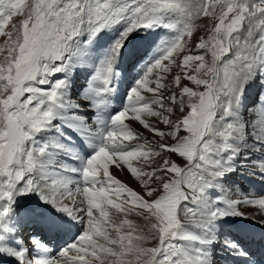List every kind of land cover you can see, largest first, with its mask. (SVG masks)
Returning <instances> with one entry per match:
<instances>
[{"label":"snow or ice","instance_id":"obj_1","mask_svg":"<svg viewBox=\"0 0 264 264\" xmlns=\"http://www.w3.org/2000/svg\"><path fill=\"white\" fill-rule=\"evenodd\" d=\"M14 17L21 19L10 23ZM202 17L210 19L211 27L203 25L209 38L196 47L211 44L210 65L188 54ZM156 29L164 35L112 114L127 45L134 34ZM112 30L116 38L74 97L71 73L89 65L92 43ZM0 36L6 38L0 46V258L214 264L217 222L250 219L242 205L264 214V197L237 196L223 183L238 167L264 176V91L250 107L251 119L243 115L248 87L264 86V0H0ZM173 66L180 72L172 75ZM202 70L210 79L199 78ZM177 112L183 115L172 119ZM112 167L126 169L144 194L116 178ZM31 193L81 225L75 242L56 254L35 238L30 245L8 243L14 229L3 222L14 215L17 198ZM133 212L147 222L148 234L127 218L113 219ZM25 219L51 232L67 226L39 206ZM152 241L156 246H145ZM224 245L247 257L238 244Z\"/></svg>","mask_w":264,"mask_h":264},{"label":"rangeland","instance_id":"obj_2","mask_svg":"<svg viewBox=\"0 0 264 264\" xmlns=\"http://www.w3.org/2000/svg\"><path fill=\"white\" fill-rule=\"evenodd\" d=\"M20 19H21V17H14L13 20L10 23H17ZM206 23L209 24V26L211 27L210 19L209 18H203L202 17L200 20L197 21V24L199 25V27L197 28V30L195 31L193 37L190 40L188 54H192V55H202V56H204L205 63L210 65L212 63V60H213L212 52L210 50L211 49V44H209V46L207 48H197L196 47V45L200 42V38L201 37H203L205 40H208V38H209V31L206 30L203 27V25L206 24ZM155 31L158 32V36L159 37L157 38V40L155 39L153 42H151L150 41L151 39L148 38V33H146V31L143 32V33L141 32L140 34L139 33H136V34H139L140 38L141 37L145 38V41L144 42L150 48L155 49L157 47V45L159 44V41H160L161 36L164 35V32L162 30L156 29ZM107 32H111V31H107ZM136 34H134V36H136ZM133 37L131 38V42L134 40ZM97 38L101 39L100 36L97 37ZM106 38H107V40L102 39L103 40L102 43L104 44V46H103L104 49L106 47H109L110 46L109 43H110V41H112L115 38V36L110 33ZM153 38H154V36L152 35V39ZM5 39H6L5 37L0 36V46H3L4 45ZM92 47H93V49H92ZM94 47H97V46L96 45H93V43H92V46H91V56H90V63H89V65L87 67H80V68L76 69L74 72L71 73V80H73V77L75 75L77 77L78 74H76V72L78 70H81V69L82 70H85V72H84L85 74L82 73V75L84 77H82L80 79V81L78 79L80 76H78L77 79H76V77L74 78V80H73V86L74 85L75 86L73 88L71 87L72 89H75V90L78 89L80 92L85 89V87L82 86V85H83V83H86V79L89 78V77H87L88 76L87 75V72H88V74L93 72L94 66L92 67V64H93L94 61H96V59L98 58V55L100 54L99 53V50H97V49H95V52H94ZM133 52H135V51H129V50L128 51H125L123 53L122 58H121V59H124L125 58L124 61H126V68H125V63L124 62H122V67H124V73H127V75L129 76V78L131 77V74L134 75L133 70H134L135 65L137 64V61H138L136 59H139V57H135V55L133 54ZM0 59H2V55H0ZM94 64H95V62H94ZM179 72H180V70L177 69V68H175V66H173V73H172V75H175V74H177ZM123 75H126V74H123ZM169 78H171V77H169ZM199 78H202V79H210V76L205 75L204 72H203V70H202L201 73L199 74ZM190 86H192L193 88H195L194 85H190ZM86 87H87V85H86ZM199 90H203V88H201ZM262 91H264V86H261L258 83H255L254 86H252V88L250 90H247L246 91V99L244 101V103L246 102L245 103V109L246 110L251 111V108L250 107L253 106L257 102V100L259 98V95H260V93ZM73 96L76 97V94L73 93ZM249 98H252V99L249 102H247V100ZM245 109L243 110L244 119L245 120H248L249 117H251V113H249V114L246 113L245 114L244 113L245 112ZM185 111H187V109H185ZM182 115H183V113L177 112L175 115L172 116V119L175 120L177 118V116H182ZM152 122L153 123H156L155 120H153ZM131 125H132L133 128H134V125L135 126H140L135 121H131ZM158 126L161 127V128H164L165 127L163 124H158ZM135 130L137 132H140L143 136L148 137L149 139H154V137L152 136V134L149 133L147 130L143 129L142 126H140L138 129H135ZM149 147H151V145H149ZM173 158H175V157H173ZM160 159H161L160 157H155V160H157V161H159ZM136 164H137V162H135L134 166ZM153 166H155V165H153ZM238 170H240V173H244V174L245 173H248V170H245L244 168L238 167ZM240 173L239 174L231 173L228 176H226V178L223 181L225 187H227V188L229 187L228 189L231 190V188H235L236 185L242 183V180H241V178L239 176ZM256 176L257 175H255L254 177H256ZM227 177H230V180L227 179ZM131 182H133L135 184V185L133 184V188L137 192H139L141 195H143L144 194V190L139 185V183L136 180H134L133 178H131ZM254 184L257 187H259L258 188V191H257L259 193H256V195H259V196L264 197V176H261V178H257L256 181L254 182ZM153 186H155V184H153ZM231 193L235 194V192H232V191H231ZM214 195H216V194L214 193ZM121 202H123V201H121ZM38 206L39 207L41 206V207H46V208L53 209L50 205H48V206L42 205V202L40 201V197L36 193H31L28 196H23V197H18L17 198L16 203L13 206L14 207V214L19 212L18 213V215H19L22 211L29 212L31 209H35ZM128 206L130 207V205H128ZM59 214H61V216H64L62 213H59ZM64 217L67 218V216H64ZM238 217L239 216H236V217L229 216V217H225L222 220V222H220V221L218 222V223H220V225L218 227V233H217L218 242L213 246V257H212L213 258V261L217 260L218 262H220V264H225L227 262V260L230 261V259L235 256V255L232 254V252L228 251L225 248L224 242L226 240H229L225 236V232L229 233V235L232 236L233 238L234 237H238V236L236 234H234L233 232H230L228 230H231V231H234V232H236L238 234H241V236H242L243 239L238 237V238H235L233 241H235L234 243H236V244H237V242L241 243V244H238V245L240 246L241 249H243L246 252H249L250 250H255L254 244H258L259 243V239H257V241H254L253 243L250 241V239H248L249 242L247 241V238H248L249 235L255 234V237H256V233H254V231L252 229V228H255V226L253 224L250 225V223H249V225H247L245 227H236V228H238V230H235V227L231 226L230 223L226 221V220H228L230 222L232 220L235 221V219L238 218ZM124 218H127V219L131 220L135 226H138L139 229L144 230V234H148L147 233V222L144 220V218L142 216H138V215L135 214V212H133L132 214L127 215L126 217H125V215L123 213H121V214L113 217V219H115L117 222H119L120 220H122ZM231 218H234V219H231ZM239 218H241V217H239ZM181 219H184L183 216H181ZM236 220H239V219H236ZM248 221L254 222L255 220L251 221V220L248 219ZM185 223H188V221L185 220ZM78 227H80L78 229L79 235H80L81 225L79 224ZM220 229L224 230L225 232L222 231L220 233ZM125 230H127V229H125ZM219 233L220 234L223 233L224 236L221 237V235ZM113 235H115V233H113ZM221 238H222V240L219 241ZM262 239H264V235L262 236ZM229 241H231V240H229ZM156 243H157L156 241H152V242H150L149 244H147L145 246H147V247H154V246H156ZM250 245H252V246H250ZM245 258H252V257L247 256ZM258 258L259 259H262L263 262H264V253H263L262 256H259ZM232 264H235V263H232Z\"/></svg>","mask_w":264,"mask_h":264},{"label":"bare ground","instance_id":"obj_3","mask_svg":"<svg viewBox=\"0 0 264 264\" xmlns=\"http://www.w3.org/2000/svg\"><path fill=\"white\" fill-rule=\"evenodd\" d=\"M104 40H107V38L105 37L104 38ZM103 41V40H102ZM106 42V41H105ZM111 42V41H110ZM104 44L103 43H101V47L104 49ZM92 49H93V47H92ZM94 49H97V48H94ZM98 50V49H97ZM147 54V53H146ZM100 55L101 54H99L98 55V58L100 57ZM98 58H97V60H98ZM94 62H96V61H94ZM94 62H93V64H92V67L94 66ZM126 62V61H125ZM78 69V68H77ZM85 72V70H78L77 72H76V74H78L77 75V77L78 76H80L78 79H79V81H80V79L82 78V77H84L83 75H82V73L83 74H85L84 73ZM93 73V72H92ZM92 73H89L88 74V72H87V77H89L88 79H86V83H83V85L82 86H84L85 88H86V85H87V83H88V80L90 79V77H91V75H92ZM132 75V74H131ZM135 75V74H134ZM76 77V75L73 77V80H74V78ZM77 77H76V79H77ZM73 80H71V87L73 88L74 86H73ZM85 80V79H84ZM83 80V81H84ZM255 84V83H254ZM254 84H252V85H250L249 87H248V89L247 90H250L251 88H252V86H254ZM81 86V85H80ZM246 90V91H247ZM72 92L73 93H75L76 94V96H79V94L81 93V92H83V90L80 92L78 89L77 90H75V89H72ZM127 94H128V92H125V94L123 95V101H125V103H126V97H127ZM75 97V96H74ZM252 98H249L248 100H247V102H249L250 100H251ZM118 102H120V103H122V101L121 100H118ZM246 103V102H245ZM245 114L247 113V114H249V113H251V111H249V110H246L245 109V112H244ZM247 117V116H246ZM249 119H251V117H249ZM127 123H130L131 124V121H126ZM132 126V125H131ZM140 126H135L134 125V128L135 129H138ZM183 134V133H182ZM132 143H136V141H132ZM173 159H176V157L175 158H173ZM135 162L136 161H134L133 162V164H135ZM111 172H112V174L116 177V178H118V179H120L121 181H123L125 184H127L128 186H130V187H132L133 188V182H131V176H130V174L127 172V170L125 169L124 171H119V170H117V169H115V167H112L111 169ZM239 174L240 173V170H238L237 169V171L236 172H234V174ZM240 178H241V180H242V183H240V184H238V185H236V187L235 188H231V190L230 191H232V192H235V195H237V196H247V197H249V198H260V197H262V196H259V195H256V193H259V192H257L258 191V188L259 187H257L255 184H254V182L256 181V179L257 178H261V175H257L256 177H254L255 175H250L249 173H240ZM226 178V177H225ZM224 178V179H225ZM227 179H229L230 180V177H227ZM135 185V184H134ZM135 187V186H134ZM226 189H228L227 187H225ZM239 193H238V192ZM41 201V200H40ZM41 207V206H40ZM44 208H46V207H44ZM51 211V212H56V213H59V212H57L54 208L53 209H51V208H46V211ZM241 210H243V211H245L246 213H248L250 216H251V218L249 219V220H251V221H253V220H255L254 222H250V221H248V219H245V218H243V217H241V218H236V219H239V220H236L235 219V221L234 220H232L231 222L230 221H228V220H226L227 222H229L230 223V225L231 226H233V227H235V230H238V228H236V227H245V226H247V225H249V223H250V225L251 224H253L254 226H255V228H252L253 229V231H254V233H256V237H255V234H252V235H249L248 236V238H247V241L249 242V240L248 239H250V241L253 243L254 241H257V239H259V243L258 244H254V247H255V250H250L249 252H247V256H249V257H252V258H245L244 256H242V255H235L233 258H231L230 259V261L229 260H227V262L225 263V264H232V263H235V264H264V262H263V260L262 259H259L258 257L259 256H262L263 255V253H264V239H262V236L264 235V214H262L261 213V210H259L258 208H249V207H246V206H241ZM19 213V212H18ZM18 213H15L10 219H8V220H6V221H4L3 223H5L7 226H11V227H13V229H14V235L12 236V238L11 239H9V241H8V243L9 244H12L13 246H15V241L16 240H22L23 242H24V244L25 245H30V243H31V240L33 239V238H35V239H37V240H40V241H42L44 244H46L47 246H48V248H49V255H53V254H56L55 253V250L57 249L58 250V252H59V250H61L62 248H64V247H66L67 245H69V244H71V243H73V242H75V240L77 239V237L79 236V231H77V229H78V223H76V222H74V221H71L68 217H67V219H64L65 221H67V226L66 227H64L62 230H60V231H58L57 233H56V235H55V237L54 238H52L51 239V237L50 236H46L47 234L46 233H43L42 235H41V238H40V236L39 235H35V234H33L32 236H31V240H27V233L28 232H38V230H39V228H41V226L40 225H42L41 223H40V225L39 226H37L36 225V223H38V222H27V223H25V218H21L19 215H18ZM23 213H25V212H23ZM17 214V215H16ZM61 215V214H60ZM231 219H234V218H231ZM253 219V220H252ZM219 222V221H218ZM217 222V223H218ZM220 222H222V220L220 221ZM219 225H220V223H218V227H219ZM252 225V226H253ZM33 226H37V228L36 229H32V227ZM80 228V227H79ZM46 230V229H45ZM225 232L224 230H222V229H220V233L221 232ZM228 231H230V232H233V233H236V232H234V231H231V230H228ZM219 233V234H220ZM221 235V237L222 236H224V234L222 233V234H220ZM236 235L239 237V238H242V236H241V234H238V233H236ZM21 236L23 237L22 239H21ZM59 236V238L57 239V237ZM225 236L229 239V240H231V241H233L235 238H233L232 236H230L229 235V233H227V232H225ZM243 239V238H242ZM51 240H55V242H56V240H58L57 242H56V248H54L53 246H52V244L50 243L51 242ZM222 240V238L219 240V241H221ZM245 240V239H244ZM233 242H235V241H233ZM58 243V244H57ZM237 244H241V243H239V242H237ZM250 246H252V245H250ZM240 247V246H239ZM227 256V255H226ZM254 257V258H253ZM1 264H4V263H1ZM11 264H16V261L15 262H12ZM214 264H220V262H218L217 260H215L214 261Z\"/></svg>","mask_w":264,"mask_h":264}]
</instances>
